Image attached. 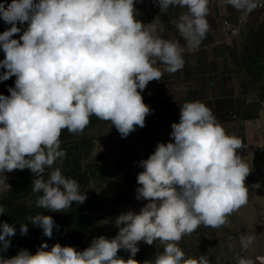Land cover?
Wrapping results in <instances>:
<instances>
[{"label": "clouds", "instance_id": "1", "mask_svg": "<svg viewBox=\"0 0 264 264\" xmlns=\"http://www.w3.org/2000/svg\"><path fill=\"white\" fill-rule=\"evenodd\" d=\"M135 0H12L0 16L11 28L0 34V81L15 76L9 96L0 94V191L10 190L5 172L30 169L35 173L32 191L36 206L65 212L75 202L83 204L86 193L78 181L54 168L47 179L46 168L66 156L61 134L67 130L79 135L92 116L110 122L122 138L139 126L143 128L152 109L144 103L142 92L163 74H174L184 66L185 47L195 50L206 38L210 25L209 0H154L161 13L170 7L187 9L175 22L185 41L165 39L164 26L157 16L144 24L137 19ZM239 12L240 19L258 6L257 0H224ZM27 22L21 32L16 24ZM162 64L163 70L157 65ZM172 141L158 143L137 176L138 200L148 201L139 211H127L115 218L117 235L93 238L83 251L43 243L35 254L20 249L0 264H139L134 259L138 243L159 241L163 252L143 264H211L201 255L185 258L178 246L185 235L201 225L219 228L228 217L248 202L245 184L251 170L238 155L241 140L226 134L210 108L199 101L180 106L178 123L171 125ZM259 187V185H255ZM6 212L0 205V215ZM51 237L55 221L38 213L28 217ZM21 235L28 232L21 226ZM15 229L0 223L3 250ZM254 236L241 235L239 245L247 252ZM233 245L229 244L231 249ZM120 249L130 252L127 260ZM236 264H254L237 254Z\"/></svg>", "mask_w": 264, "mask_h": 264}, {"label": "rangeland", "instance_id": "2", "mask_svg": "<svg viewBox=\"0 0 264 264\" xmlns=\"http://www.w3.org/2000/svg\"><path fill=\"white\" fill-rule=\"evenodd\" d=\"M11 2L12 0H0V4H4L5 8ZM134 7L137 19L144 24L153 22L157 16L163 23L167 16L166 13L160 12L154 0H135ZM16 26L21 28V32L12 38L19 40L28 25L27 22L24 24L17 22ZM11 27L12 25L6 23L0 16V34ZM4 57L5 54L0 48V61ZM4 71L6 70L0 69V75ZM15 79L13 76L6 81H0V94L9 96L8 89L15 86ZM163 81L149 82L141 93L144 103L150 109L165 106L169 99L168 89ZM178 101L181 102V96L178 97ZM155 113L156 111H152L146 117L143 128L137 126L126 138H122L115 126L106 121L88 125L79 135L66 131L67 135L64 136L66 147L63 148L66 156L58 159L52 168H46L44 178L47 179L48 174L59 167L63 175L78 181L80 192L86 193L87 199L83 204L74 202L65 212L44 210L36 206L38 194L32 191L35 173L30 169L5 172L10 190L0 191V205L6 210L0 215V223L7 222L14 227L15 235L6 238L10 241L6 250H3L0 243V257L10 258L20 249H27L31 254H35L43 243H47V250L59 243L83 251L91 245L93 238L101 235L108 239L114 238L118 232L114 224L115 218L129 210L139 213L148 202L136 198V189L139 187L137 176L144 170L139 162L153 154L158 143H164L155 141L153 137L155 134L150 132L155 128L152 127V118H155L152 114ZM161 114L167 121L165 110ZM255 168H250L251 172L245 180L249 188L247 204L234 211L228 217L226 225L219 228L201 225L191 235L183 236L178 246L185 253V258L198 259L204 255L211 264H236L235 256L240 254L252 259L254 264H264L261 261L264 257V172ZM91 199H94L95 204ZM38 213L50 215L55 221L50 238L44 236L42 228L33 225L28 219ZM22 225L28 227L26 235H21ZM241 235L254 236V242L247 252L240 249ZM229 244L233 245L231 249ZM138 248L134 259L139 264L146 260H154L158 253L163 252V245L159 241L152 245L141 241ZM118 256L127 260L130 252L120 249Z\"/></svg>", "mask_w": 264, "mask_h": 264}, {"label": "crops", "instance_id": "3", "mask_svg": "<svg viewBox=\"0 0 264 264\" xmlns=\"http://www.w3.org/2000/svg\"><path fill=\"white\" fill-rule=\"evenodd\" d=\"M186 11L168 9L162 23L163 38L179 40L185 46L175 22ZM240 15L224 0H209V32L195 50L185 47L181 70L163 74L161 80H165L169 99L165 106L151 107L156 113L152 114L155 128L150 132L155 134V141L174 142L171 125L179 122L180 106L202 102L226 134L241 140L243 147L238 155L244 162L264 172V8L243 20ZM227 21L237 28L230 36L226 34ZM157 66L163 70L162 64ZM163 109L167 121L161 114Z\"/></svg>", "mask_w": 264, "mask_h": 264}, {"label": "built area", "instance_id": "4", "mask_svg": "<svg viewBox=\"0 0 264 264\" xmlns=\"http://www.w3.org/2000/svg\"><path fill=\"white\" fill-rule=\"evenodd\" d=\"M257 4H258L257 8L253 11L261 10L264 8V0H257ZM225 26H226L225 28H226L227 36L233 35L237 32V28L233 26L229 21L225 23Z\"/></svg>", "mask_w": 264, "mask_h": 264}, {"label": "trees", "instance_id": "5", "mask_svg": "<svg viewBox=\"0 0 264 264\" xmlns=\"http://www.w3.org/2000/svg\"><path fill=\"white\" fill-rule=\"evenodd\" d=\"M100 121H103V120H100V119H98V118L95 117V116H92V117L90 118V124L98 123V122H100ZM90 124H89V125H90ZM66 131H67L66 129L63 130V131H62V134H61V137H60V139H61V141H62V143H61V148H62V149L66 147V144L64 143L65 138H66V137H64V136L67 135V134H66ZM91 201H92L93 204H95L94 199H91ZM95 206H97V204H96Z\"/></svg>", "mask_w": 264, "mask_h": 264}, {"label": "water", "instance_id": "6", "mask_svg": "<svg viewBox=\"0 0 264 264\" xmlns=\"http://www.w3.org/2000/svg\"><path fill=\"white\" fill-rule=\"evenodd\" d=\"M261 261L264 263V257L261 258Z\"/></svg>", "mask_w": 264, "mask_h": 264}]
</instances>
